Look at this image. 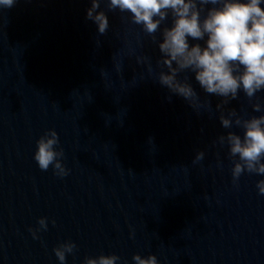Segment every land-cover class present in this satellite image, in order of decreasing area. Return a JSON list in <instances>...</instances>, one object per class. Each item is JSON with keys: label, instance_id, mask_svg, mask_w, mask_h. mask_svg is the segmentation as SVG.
<instances>
[{"label": "water", "instance_id": "obj_1", "mask_svg": "<svg viewBox=\"0 0 264 264\" xmlns=\"http://www.w3.org/2000/svg\"><path fill=\"white\" fill-rule=\"evenodd\" d=\"M89 6L0 8V264H61L53 249L64 241L75 247L63 264L101 253H115L116 264H135L134 253H154L158 264H264L256 186L264 177L233 178L238 157L226 137L243 129L220 122L234 119L233 109L259 115L252 104L264 105V89L223 103L185 70L178 78L196 92L187 100L158 82L168 70L159 29L149 35L102 0L109 26L101 34L86 19ZM49 128L63 150L62 177L33 159Z\"/></svg>", "mask_w": 264, "mask_h": 264}, {"label": "clouds", "instance_id": "obj_2", "mask_svg": "<svg viewBox=\"0 0 264 264\" xmlns=\"http://www.w3.org/2000/svg\"><path fill=\"white\" fill-rule=\"evenodd\" d=\"M102 0H90L86 19L93 21L99 33L109 26L108 16L101 7ZM107 8L129 14L133 23L149 35L160 30L158 49L162 63L168 69L158 73V82L171 92L191 100L196 96L186 79L178 73L190 71L200 88L222 98L223 103L243 92L252 99L264 89V0H104ZM14 0H0V8L10 7ZM170 18V23L161 25ZM191 38V43L190 39ZM201 41L203 43H201ZM219 106V105H217ZM254 112L240 118L232 110V119L221 116L224 128L233 124L243 129V134L227 133L231 155L238 157L232 166L233 178L244 171L264 177V105L252 104ZM224 138H221L223 142ZM58 133L47 129L36 140L33 159L41 170L51 165L54 174L64 176L68 169L61 163L62 148H58ZM204 153H196V160ZM258 192L264 194V178L256 183ZM54 223V221H53ZM40 228H46V218L38 219ZM33 237L39 229H29ZM75 247L73 241H64L54 247V253L63 264L66 253ZM115 254L87 256L81 264H116ZM135 264H158L154 253L142 256L134 253Z\"/></svg>", "mask_w": 264, "mask_h": 264}]
</instances>
